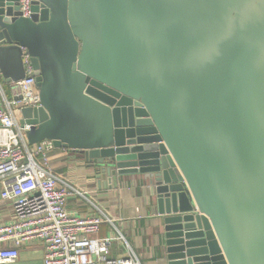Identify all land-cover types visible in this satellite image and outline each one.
<instances>
[{
  "label": "water",
  "instance_id": "obj_1",
  "mask_svg": "<svg viewBox=\"0 0 264 264\" xmlns=\"http://www.w3.org/2000/svg\"><path fill=\"white\" fill-rule=\"evenodd\" d=\"M0 0V72L35 70L29 145L99 188L142 176L165 264H264V0Z\"/></svg>",
  "mask_w": 264,
  "mask_h": 264
},
{
  "label": "built area",
  "instance_id": "obj_2",
  "mask_svg": "<svg viewBox=\"0 0 264 264\" xmlns=\"http://www.w3.org/2000/svg\"><path fill=\"white\" fill-rule=\"evenodd\" d=\"M34 0H20L23 18H30ZM25 78L10 83L11 98L0 101V201L12 205V217L0 222V264H14L21 251L40 244L43 264H142L122 235L99 238L100 227L113 221L101 210L96 215L69 212L72 187L51 165L52 141L29 145L23 110L42 107L31 57L24 53ZM2 92L0 89V96ZM79 194V192H76ZM127 255L111 260L114 243Z\"/></svg>",
  "mask_w": 264,
  "mask_h": 264
},
{
  "label": "crops",
  "instance_id": "obj_3",
  "mask_svg": "<svg viewBox=\"0 0 264 264\" xmlns=\"http://www.w3.org/2000/svg\"><path fill=\"white\" fill-rule=\"evenodd\" d=\"M2 99L11 98L10 84L0 72ZM9 93V94H8ZM50 162L55 174L72 187L73 192L67 200L69 212L77 215H96L101 210L113 224H103L99 238L122 235L134 250L142 264H165L159 252V237L154 228V211L149 191L142 176L119 179V189L99 188L92 169L87 167L83 156L75 151L56 149L50 154ZM12 217V205L0 201V222H8ZM37 243L24 248L19 260L14 264H43L44 250ZM127 255L126 246L114 243L111 260Z\"/></svg>",
  "mask_w": 264,
  "mask_h": 264
},
{
  "label": "rangeland",
  "instance_id": "obj_4",
  "mask_svg": "<svg viewBox=\"0 0 264 264\" xmlns=\"http://www.w3.org/2000/svg\"><path fill=\"white\" fill-rule=\"evenodd\" d=\"M8 94H9V93H8ZM37 246L39 247V250H40V251H43V248H42V246H41L40 244H38Z\"/></svg>",
  "mask_w": 264,
  "mask_h": 264
}]
</instances>
